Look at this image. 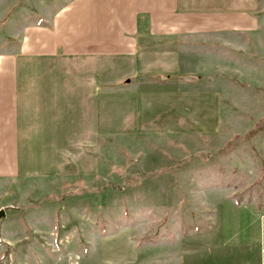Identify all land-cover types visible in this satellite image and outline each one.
Wrapping results in <instances>:
<instances>
[{
    "label": "crops",
    "instance_id": "obj_1",
    "mask_svg": "<svg viewBox=\"0 0 264 264\" xmlns=\"http://www.w3.org/2000/svg\"><path fill=\"white\" fill-rule=\"evenodd\" d=\"M24 9L0 54L4 198L9 181L97 172L110 135L205 131L216 88L193 74L221 51L247 48L263 0H57L32 10L31 19ZM198 231L205 242L179 250L193 264H209L216 253L264 264V214L255 233L224 230L227 242L217 246L212 228Z\"/></svg>",
    "mask_w": 264,
    "mask_h": 264
},
{
    "label": "rangeland",
    "instance_id": "obj_2",
    "mask_svg": "<svg viewBox=\"0 0 264 264\" xmlns=\"http://www.w3.org/2000/svg\"><path fill=\"white\" fill-rule=\"evenodd\" d=\"M56 1L0 0V54L17 11L25 6L31 19ZM259 16L247 48L221 51L193 74L216 88L202 133L114 134L97 172L9 181L0 264H193L179 250L205 242L199 229L212 228L216 246L224 230L255 233L264 214V0ZM221 256L209 264H235Z\"/></svg>",
    "mask_w": 264,
    "mask_h": 264
},
{
    "label": "water",
    "instance_id": "obj_3",
    "mask_svg": "<svg viewBox=\"0 0 264 264\" xmlns=\"http://www.w3.org/2000/svg\"><path fill=\"white\" fill-rule=\"evenodd\" d=\"M0 215H4V210H0Z\"/></svg>",
    "mask_w": 264,
    "mask_h": 264
}]
</instances>
